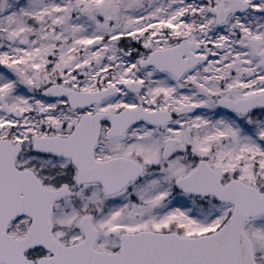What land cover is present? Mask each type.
Listing matches in <instances>:
<instances>
[{"label":"snow or ice","instance_id":"1","mask_svg":"<svg viewBox=\"0 0 264 264\" xmlns=\"http://www.w3.org/2000/svg\"><path fill=\"white\" fill-rule=\"evenodd\" d=\"M0 264H264V0H0Z\"/></svg>","mask_w":264,"mask_h":264}]
</instances>
